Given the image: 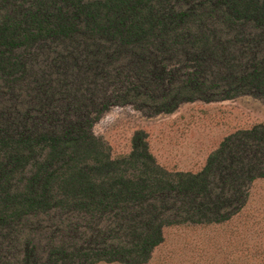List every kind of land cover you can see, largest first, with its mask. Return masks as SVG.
Wrapping results in <instances>:
<instances>
[{
  "label": "trees",
  "instance_id": "trees-1",
  "mask_svg": "<svg viewBox=\"0 0 264 264\" xmlns=\"http://www.w3.org/2000/svg\"><path fill=\"white\" fill-rule=\"evenodd\" d=\"M264 104V0H0V264H148L164 230L228 222L264 179V126L197 173L136 131L113 158L114 107Z\"/></svg>",
  "mask_w": 264,
  "mask_h": 264
},
{
  "label": "rangeland",
  "instance_id": "rangeland-1",
  "mask_svg": "<svg viewBox=\"0 0 264 264\" xmlns=\"http://www.w3.org/2000/svg\"><path fill=\"white\" fill-rule=\"evenodd\" d=\"M264 126V104L251 97L181 105L170 115L144 118L130 107H114L93 127L111 156L127 155L136 131L147 135L150 153L169 171L199 172L230 134ZM148 264H264V179L255 181L247 204L228 222L164 230V242Z\"/></svg>",
  "mask_w": 264,
  "mask_h": 264
}]
</instances>
